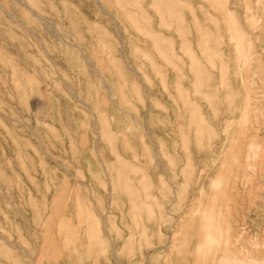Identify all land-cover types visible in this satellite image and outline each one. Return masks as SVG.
Here are the masks:
<instances>
[{
    "label": "rangeland",
    "instance_id": "obj_1",
    "mask_svg": "<svg viewBox=\"0 0 264 264\" xmlns=\"http://www.w3.org/2000/svg\"><path fill=\"white\" fill-rule=\"evenodd\" d=\"M226 1L0 0V264H264V55L229 29L264 52V0Z\"/></svg>",
    "mask_w": 264,
    "mask_h": 264
},
{
    "label": "bare ground",
    "instance_id": "obj_2",
    "mask_svg": "<svg viewBox=\"0 0 264 264\" xmlns=\"http://www.w3.org/2000/svg\"><path fill=\"white\" fill-rule=\"evenodd\" d=\"M226 1V0H225ZM227 2V1H226ZM207 5V4H206ZM229 5V4H228ZM246 6V5H245ZM248 7V6H247ZM245 9H246V7H244ZM235 11L236 10V8L235 7H232V6H225V11H222L223 12V14H225V12L227 13V16H230L231 15V12L232 11ZM251 10V9H250ZM246 11L248 12V9H246ZM221 12V11H220ZM250 14V13H249ZM215 16H219V18L220 19H222V21L224 20V17H223V15L221 14H218V15H215ZM245 16V15H244ZM240 17V16H239ZM250 18V19H253L254 17L252 16V15H247V18ZM248 18V19H249ZM182 20V17L181 18H179V20ZM194 19H195V17H194ZM240 19H241V17H240ZM244 19V18H243ZM179 22V21H178ZM181 22V21H180ZM179 22V23H180ZM250 22V21H249ZM182 24H183V22H181ZM182 24H180V25H182ZM184 25V24H183ZM215 25H217V24H215ZM238 25V24H237ZM250 25V24H249ZM235 26V24L234 25H232L231 27H229V29H230V33H231V38L235 41V47H236V52L238 53V58H237V62L239 63V67H245V68H248V65L251 63V61H252V58L254 57V55H264V52H261V51H257L256 50V47H255V45H254V42H253V40L256 38V34H255V32L253 31L254 30V28L252 29V26H251V29H246L245 30V34H241V32H238L239 30H234V27ZM239 26H240V23H239ZM196 28H198V27H196ZM215 29H216V31H217V35L215 36V35H211V33H209V40L207 41L206 40V42H205V48H204V51L205 52H207V62H208V64L211 66V67H213L214 69L216 68V67H218L217 65H216V63H218L219 65H220V67H218V69L220 68V69H223V70H221L220 71V69H219V71L221 72V74H220V76H221V80H219V82L221 83V84H219V85H222L223 84V86L225 87L226 86V88H227V84H226V82H228L227 80H226V75L227 74H229V72H230V70H229V68H228V66H227V64H226V61L224 60L225 59V57H226V55L224 54V50H221V49H219V45H220V42H219V39H222V35L221 34H219V25H217V26H215ZM179 30V29H178ZM211 30V29H210ZM189 31V30H188ZM187 31V32H188ZM179 32V31H178ZM244 33V32H243ZM208 35V34H207ZM242 35H244V37H245V39L243 38V36ZM178 36H180V35H178ZM210 37H211V39H212V41L210 42ZM181 41V40H180ZM182 41H183V39H182ZM256 41V40H255ZM181 43V42H180ZM211 43V45H212V47H210L209 46V44ZM184 44V43H183ZM221 44H225V42H223L222 40H221ZM206 45H207V47H206ZM186 49H184V51H185ZM188 50V49H187ZM186 50V51H187ZM190 51V50H189ZM189 54H190V58H191V64L192 63H194V62H197V59L195 60V57L189 52ZM236 62V61H235ZM198 63V62H197ZM212 68V69H213ZM211 71H213V70H211ZM219 72V73H220ZM219 76V77H220ZM182 77V76H181ZM205 78H207V77H205ZM220 79V78H219ZM205 82V81H204ZM195 84H197V83H195ZM197 86H200L199 84L197 85ZM182 87H183V85H182ZM198 89V88H197ZM195 92H197V90L195 91ZM180 93V92H179ZM246 94H247V96L245 97V102H246V106H250V95H251V90H250V88H246ZM204 98H207L208 99V96H204ZM206 99V100H207ZM209 100V99H208ZM191 104V103H190ZM235 107H238V104H235V103H231V104H228L226 107H225V109H223L222 111H221V113H220V110H214V116H215V120L213 121V123H212V125L213 126H218L219 128H222L221 130H219L217 133H215V139H217L216 141H217V143H215L214 145H210L209 146V149H208V154L209 155H215V157H216V154H214V149H215V147L218 145V144H220V146L222 147L223 145H224V143L226 142V140H227V136H228V120L227 119H225V120H223V122L221 121L222 120V118L223 117H225L226 115H230V114H232V113H234L235 112ZM252 107V106H251ZM219 111V112H218ZM255 111V110H254ZM246 113H247V108H246V111H245ZM195 113V112H194ZM221 116H220V115ZM203 116V115H202ZM202 116H201V120H202ZM245 116H248V114H245ZM194 117V116H193ZM246 118V117H245ZM244 118V119H245ZM192 120V119H191ZM199 120V119H198ZM255 120V119H254ZM217 121H218V123H217ZM248 121V120H247ZM203 122H205V121H203ZM202 122V123H203ZM178 124V123H177ZM176 124V125H177ZM203 124H206L207 126H212L211 124H209V123H203ZM245 125H247L246 123H245ZM256 125V124H255ZM200 126V125H199ZM176 127V126H175ZM245 128V127H244ZM198 129V128H197ZM200 129H201V131L203 130L202 129V127H200ZM209 129V128H208ZM256 129V128H255ZM264 130V129H263ZM204 132H206V131H204ZM208 132V131H207ZM198 133H202V132H200V131H198ZM207 134V133H206ZM200 135V134H199ZM213 135V134H212ZM255 135V134H254ZM212 138H213V136H212ZM254 138H256V136H254ZM243 139V138H242ZM213 140V139H212ZM219 141H220V143H219ZM244 144H246L244 147H242L241 148V151H240V154L241 155H244V157L246 158L245 159V165H246V167L248 168V167H250V166H252L253 165V163H251V160L255 157V155H256V143H255V141L254 140H251L250 142H245ZM257 144H259V142H257ZM199 145V144H198ZM243 145V144H242ZM198 147V146H197ZM221 150V149H220ZM219 150V151H220ZM239 153V152H238ZM237 153V154H238ZM202 155V154H201ZM200 155V156H201ZM239 158V157H238ZM201 160V159H200ZM218 160V159H217ZM239 161H241V159H239ZM225 162V161H224ZM216 163V162H215ZM214 163V164H215ZM243 163V162H242ZM214 166V165H213ZM243 166V165H242ZM242 166H241V168H242ZM197 170V169H196ZM242 170H244V169H242ZM199 175V174H198ZM196 177V175H194V178ZM213 181H214V179H213ZM218 181V180H217ZM216 181V182H217ZM220 182V181H219ZM200 192V191H199ZM159 207V206H158ZM150 209V208H149ZM149 216V215H148ZM174 235V234H173ZM145 238V237H144ZM238 240V239H237ZM172 242V241H171ZM238 242V241H237Z\"/></svg>",
    "mask_w": 264,
    "mask_h": 264
}]
</instances>
